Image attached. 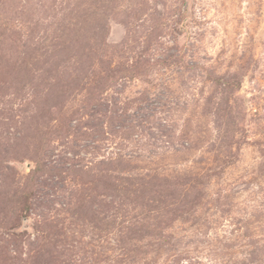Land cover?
<instances>
[{"label":"rangeland","instance_id":"obj_1","mask_svg":"<svg viewBox=\"0 0 264 264\" xmlns=\"http://www.w3.org/2000/svg\"><path fill=\"white\" fill-rule=\"evenodd\" d=\"M0 264H264V0H0Z\"/></svg>","mask_w":264,"mask_h":264}]
</instances>
